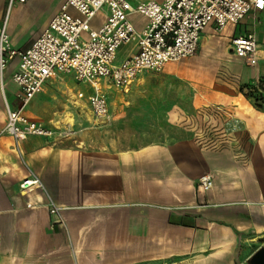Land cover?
<instances>
[{"label": "crops", "instance_id": "crops-1", "mask_svg": "<svg viewBox=\"0 0 264 264\" xmlns=\"http://www.w3.org/2000/svg\"><path fill=\"white\" fill-rule=\"evenodd\" d=\"M36 1L8 7L0 0V23L6 18L16 49L29 47L65 0L31 29ZM104 17H93L90 27ZM246 32L257 39L255 64L230 47ZM122 46L115 64L136 50L134 43L127 52ZM17 63L13 57L6 67L9 82ZM258 78H264V11L251 9L221 30L208 23L193 55L142 71L125 90L102 79L108 136L98 135L96 121L92 138L85 133L92 87L80 88L70 73L54 74L23 110L52 135L16 144L3 129L5 101L17 100L18 87L6 93L3 74L0 264H248L264 246V108L240 87ZM81 101L87 113L76 110ZM62 129L72 134L60 135ZM203 173L212 175L207 190L198 184ZM28 177L41 185L21 188ZM50 202L59 216L50 213Z\"/></svg>", "mask_w": 264, "mask_h": 264}, {"label": "built area", "instance_id": "built-area-1", "mask_svg": "<svg viewBox=\"0 0 264 264\" xmlns=\"http://www.w3.org/2000/svg\"><path fill=\"white\" fill-rule=\"evenodd\" d=\"M15 1L24 0H8V7ZM70 8L77 14H72ZM100 9H105V17L97 28H92L90 20ZM251 9L264 11V0H65L44 31L24 50L11 45L4 18L0 23V80L9 61L17 57L11 79L18 87V104L11 107L5 101L7 119L3 130L16 144L28 135H52V130L29 119L23 110L56 73H70L76 81L89 84L91 112L107 119L102 79L125 90L142 71H157L167 61L177 62L193 55L208 23L221 30L228 22L238 23ZM133 15L144 17L141 28L132 22ZM130 42L136 50L115 64L116 50ZM230 47L246 64L256 63L257 39L253 32L232 37ZM198 184L209 189L212 175L203 173ZM31 185L41 183L37 177L20 183L21 188ZM49 211L59 216V207L52 202Z\"/></svg>", "mask_w": 264, "mask_h": 264}, {"label": "rangeland", "instance_id": "rangeland-1", "mask_svg": "<svg viewBox=\"0 0 264 264\" xmlns=\"http://www.w3.org/2000/svg\"><path fill=\"white\" fill-rule=\"evenodd\" d=\"M58 1L59 0H38V1H36V3H35L36 4V6H35L36 9L34 10V12L36 11V14L32 15V18H31L32 21H31V24H30L31 29H35L36 26L39 25L41 20L56 5V3ZM130 1L133 2V0H130ZM103 14H105V9H100L96 13V15L94 16L93 22L100 20L103 17ZM131 19H132V22L134 24H136V26H140L141 23L144 20L142 16H137V15L132 16ZM132 43L133 42H130L129 44H126V45L122 46L121 47V51L122 52H127L132 47ZM14 62H15V60L11 61V65H13ZM9 69L10 68L8 67V68H6L4 70V86H5L6 93H9V92L12 93L16 89V85L14 83H12V82H9L8 73H7ZM85 86H86L85 83H83V82L79 83V87L80 88H84ZM122 90H124V89H122ZM66 97L68 99H71V98L74 99L73 97H71V95H67ZM9 101L11 102L10 103L11 106H16L18 104V101L13 99V98H10ZM85 102L86 101H81L80 105H76V110L79 111V112L81 111L82 114L88 112L87 103H85ZM69 105H71L70 100H69ZM94 121H96V126H95L96 128H94V129H96L98 135H101V137L108 136V128H109V126L102 125L103 124V120L95 117L94 115H91L90 127L85 130L86 135H89L90 138H92V136H93V127L92 126L94 124ZM99 125H101V126H99ZM71 134H72L71 130L62 129V134H60V135H64L65 137L66 136L68 137ZM58 135H59V133H58Z\"/></svg>", "mask_w": 264, "mask_h": 264}, {"label": "trees", "instance_id": "trees-1", "mask_svg": "<svg viewBox=\"0 0 264 264\" xmlns=\"http://www.w3.org/2000/svg\"><path fill=\"white\" fill-rule=\"evenodd\" d=\"M240 89L253 101L255 106L264 108V78L244 84Z\"/></svg>", "mask_w": 264, "mask_h": 264}, {"label": "water", "instance_id": "water-1", "mask_svg": "<svg viewBox=\"0 0 264 264\" xmlns=\"http://www.w3.org/2000/svg\"><path fill=\"white\" fill-rule=\"evenodd\" d=\"M248 264H264V246L259 247L247 259Z\"/></svg>", "mask_w": 264, "mask_h": 264}, {"label": "bare ground", "instance_id": "bare-ground-1", "mask_svg": "<svg viewBox=\"0 0 264 264\" xmlns=\"http://www.w3.org/2000/svg\"><path fill=\"white\" fill-rule=\"evenodd\" d=\"M90 111V110H89Z\"/></svg>", "mask_w": 264, "mask_h": 264}]
</instances>
